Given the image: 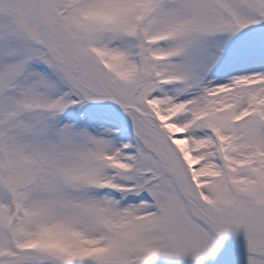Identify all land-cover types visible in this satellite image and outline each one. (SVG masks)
Returning <instances> with one entry per match:
<instances>
[{"label":"snow or ice","instance_id":"obj_1","mask_svg":"<svg viewBox=\"0 0 264 264\" xmlns=\"http://www.w3.org/2000/svg\"><path fill=\"white\" fill-rule=\"evenodd\" d=\"M0 264H264V0H0Z\"/></svg>","mask_w":264,"mask_h":264}]
</instances>
